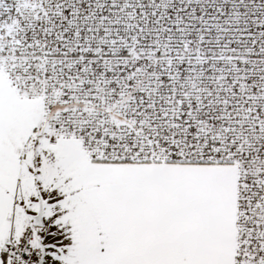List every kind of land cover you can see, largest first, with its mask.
<instances>
[{"label": "snow or ice", "instance_id": "6c2138e0", "mask_svg": "<svg viewBox=\"0 0 264 264\" xmlns=\"http://www.w3.org/2000/svg\"><path fill=\"white\" fill-rule=\"evenodd\" d=\"M0 264H264V0H0Z\"/></svg>", "mask_w": 264, "mask_h": 264}]
</instances>
